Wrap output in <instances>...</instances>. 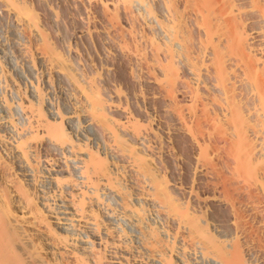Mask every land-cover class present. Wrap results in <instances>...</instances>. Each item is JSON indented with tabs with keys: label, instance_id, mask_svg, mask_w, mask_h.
<instances>
[{
	"label": "bare ground",
	"instance_id": "obj_1",
	"mask_svg": "<svg viewBox=\"0 0 264 264\" xmlns=\"http://www.w3.org/2000/svg\"><path fill=\"white\" fill-rule=\"evenodd\" d=\"M0 264H264V0H0Z\"/></svg>",
	"mask_w": 264,
	"mask_h": 264
}]
</instances>
